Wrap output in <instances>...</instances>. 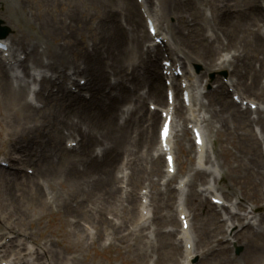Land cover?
<instances>
[{"label":"rangeland","instance_id":"1","mask_svg":"<svg viewBox=\"0 0 264 264\" xmlns=\"http://www.w3.org/2000/svg\"><path fill=\"white\" fill-rule=\"evenodd\" d=\"M0 1L2 25L12 28L6 38L8 47L19 58L7 64L0 54V234L10 243L9 253H25L26 246L34 251L45 247L41 254H26L29 264H73L77 255L82 264H182L185 252L179 238L180 191L176 185L181 177L189 179L197 166L192 123L175 118L173 124L186 128L187 139L182 131L176 132L174 139L180 137L174 148L176 171L166 181H162L166 171L163 155L162 164L155 158L150 161L147 153L146 160L137 158L139 148L149 140V102H156L146 95L145 65L151 64L149 68L160 76L161 61L170 52L184 69L191 67L200 77L206 105L208 93L218 89L219 82L224 91L217 93L219 106L234 102L233 92L257 105L243 104V110L237 112L229 104L228 110L234 113L225 117L224 126L215 123L214 133L218 131L220 138L213 142V133L204 127L205 142L209 149L212 144L219 161L230 157L222 152V145L227 144V152L244 159L245 171L257 173L249 181L229 175L214 180L207 172L187 184L183 203L199 255L194 264H264V254L253 241L257 226L246 217L251 210L253 220L264 215V196L255 199L253 195L257 188L264 189L258 178L264 169L256 156V150L264 146V127L249 121L264 105V22L249 10L264 12V0H256V7L249 6L250 0H194L200 17L205 16L206 34L223 41L226 46L221 51L231 49L230 53L242 58L244 63L238 61L236 75L230 65L229 72L208 69L193 56L184 57L193 49L192 41L184 39L189 37L186 33L176 31L181 25L178 14L168 13L165 4L160 10L163 0H146L152 14L160 16V26L172 46L171 52L169 45H157L155 59H150L153 52L147 47L153 37L148 35L136 0ZM13 4H18L23 16L19 21L8 18ZM78 65L98 75L97 87L87 86L85 74L74 73L73 67ZM15 69L21 74L17 83L46 87L57 94L34 92L37 106L21 107L8 91ZM35 70L47 72L51 81L42 84L34 78ZM235 80L236 85L230 86ZM160 82L165 102L162 77L156 84ZM178 98L183 105L180 91ZM154 111L160 118V110ZM120 126L126 130L125 140L124 136L115 139V129ZM69 139L73 146L66 144ZM206 164L211 165V160ZM217 168L223 171L221 166ZM209 183L213 193L232 204L235 232L227 230L222 219L229 206L216 205L202 190ZM144 197L148 215L141 211ZM217 221L221 230L214 228ZM10 231L15 233L7 238ZM85 232H91L93 238ZM233 242L242 246L238 255ZM78 243L83 244L81 252L75 250Z\"/></svg>","mask_w":264,"mask_h":264},{"label":"bare ground","instance_id":"2","mask_svg":"<svg viewBox=\"0 0 264 264\" xmlns=\"http://www.w3.org/2000/svg\"><path fill=\"white\" fill-rule=\"evenodd\" d=\"M154 2L158 3L157 0H155ZM163 2L159 3L160 10L162 11L163 9L162 7H164V4H165L167 10L169 11L168 13L173 12V13L178 14L181 17V25L180 23L177 25L176 31L179 33H186L187 35H189V37H184V39L186 41H189V40L192 41L191 45L193 46V49L192 48L188 49L184 57L187 58V57L193 56L195 60H199L200 62H202V64L205 67H208V69H211L209 67H215V70L227 69V71L229 72L230 68L227 66L230 65L232 66L231 72L234 75H236V72L238 69L237 68L238 61H240L241 64L244 63L242 62V58L240 56L235 57L234 53H230L231 49L227 50L226 54L220 55L222 48H224L226 45L223 43V41L218 36H210L206 34L205 29H204L205 16L203 15L200 17L201 14L199 13L198 7L195 4L194 0H163ZM249 2H250L249 6L256 7L255 6L257 4L256 0H250ZM141 7L143 8V12L147 14L148 16H151L156 23L157 32L155 33V37L161 35L163 39H165L166 34L160 31L162 30V27L160 26V16H157V13L152 14L151 9L148 7L146 3V0H141ZM8 10L11 11L9 13V16H10L8 17L9 19L13 21L15 20L19 21L23 18V16L20 14L18 4H13L12 7L9 6ZM249 13H251V15L255 19L258 20L260 18L264 22V12L260 10L250 9ZM216 16L219 17V15H216ZM145 36L147 37V35ZM171 39H173L172 36H171ZM195 41H197L198 44ZM137 44L138 45L141 44V40L138 38H137ZM167 44L170 46L171 52H172V46L171 44H169V41H167ZM156 45L157 44L154 42L147 44L148 49L151 52H153V55L152 57H150V59L157 58L159 54V48ZM2 59L5 62H11L12 60L13 62H15L16 60H18V58H15L14 56H12V53L11 55H9V52L3 53ZM150 59L147 55V60H150ZM176 60H174V62ZM32 62L33 64L36 63L35 55H33ZM174 62L172 64H174ZM150 65L151 64H148V63L145 65L146 67L145 77H146V82L148 83V90L146 92V95L148 94L155 101H157V104L159 106H162L161 111H169L170 108L172 109L171 133L167 141L169 149L174 152V148L176 144L178 143V140L180 139V137L177 138L178 136L174 139V137L177 135L176 132L182 131L184 134V137L187 139L185 127L180 128V125L178 123L175 126H173V122L175 121L173 120L174 117L177 119L178 122L180 120H183L184 118H187L189 123H192V128L197 127L201 130V133H202L201 134L202 144L201 145L195 144V148H196L195 155H196L197 166L196 168H194L193 173L191 174V177L189 179L185 177H181L176 185L178 187V190L180 191V196L178 198V206H177L178 216L180 214H184L186 217H188V214H186L187 211L183 203L184 202L183 197L187 190L186 188L187 184L191 180L196 179V178H202L204 174H206L207 172H210L214 176L213 177L214 180H216V177L226 178L227 175H229L231 178H236V179L243 178V179H248L250 181V177H252L253 174L257 173L255 171L253 172L245 171L244 159L241 157L240 154L236 152H233V151H231L230 153L227 152V147H228L227 144L222 145V152L226 155H229L230 157L228 158L227 156L223 158L222 161H219L217 153L216 152L214 153L212 144H211V148L209 149L205 142V138H204V127H205L210 133H213L214 138L212 142L214 140L219 139L220 137L218 136V131L214 133V130H215L214 128L216 127L215 123H218L219 127L224 126L225 117H227V115H232L234 111L238 112V110L241 109V106L239 105L237 106L235 105V103L228 102L233 107L234 111L228 110L229 104L224 107L219 106L218 102H220V98L219 96H217L218 91L216 89L208 93L210 99L208 101V104L206 105V100H204L206 95L205 94L203 95L205 90L202 86V83L200 82V77L195 75L191 67H189L187 70L185 69V72L182 75V77L185 78L184 81L187 83L185 89H188L190 92L189 104L187 106L185 104L184 105L180 104L179 99L175 95L179 91V88H174V86L168 87L174 91V102L171 105L167 104L164 102L161 96V93H160V90L162 89L161 82L159 84H156L157 82H159V78H160L159 73L155 71V68L152 71L151 68H149ZM63 67L64 65L62 64L61 69ZM73 71L75 74L77 72H81L85 74V76L87 77V84H88L87 86H91V85H95L96 87L98 86V83L95 82L98 75L95 74L92 70L88 71L86 68L84 67L80 68V66L78 65L76 67H73ZM34 74H35L34 78L40 79L42 84L47 83L49 80L51 81L49 74L47 72H40L39 70H35ZM20 76H21L20 73L14 71L13 73L14 82L13 81L11 82L8 88V91H9V94H11L12 98L17 103H19L21 107L23 108L27 107L29 109V107L32 106V102L34 101L33 92L37 93V95L42 94L43 92H46L47 95L54 94V93L57 94V91L54 92L51 89H48L46 87L42 88L40 86V88H36V87L33 88V87H29V85L28 84L26 85L25 83H20V82L17 83L16 81ZM234 83L235 81H233V83L232 81L230 82L231 85ZM262 85L264 86V84ZM217 87L220 88L221 90L223 86L220 83L218 84ZM56 90H63V89H61L60 87H56ZM182 90L183 88H181V91ZM63 91L66 94H69L65 89ZM25 92H28L27 96L29 97L28 99L30 100V104L27 102ZM75 98H79V97L76 96ZM150 103L155 104L154 102H150ZM251 103H255V102L253 100H250L249 105ZM34 106H37V104H34ZM182 108L185 111H183ZM180 110L183 111V114L180 113ZM148 113H149L148 118L146 116V122H147L146 136L149 135V140H146V142L143 145H141V147L139 148V155L137 158L138 160H141L142 158L146 160L147 159L146 153H147L150 161L155 158L160 164H162L161 154H165V152L162 150V147L160 145V138H159L158 131L155 129V125L158 123V121H160L161 123L163 118L159 119L156 111H148ZM184 113H185V116H184ZM256 113H257L256 116L251 117L249 121L250 123H259L261 125L260 127L263 128L264 127V105H261ZM248 116H250V112ZM115 131L117 133L115 137L116 140H120L121 137L123 138L124 133L126 132L125 129H121V126L119 129L117 130L115 129ZM156 132L158 136H156ZM125 138H126V135L124 136V140ZM194 138L195 137L193 135V141H194ZM68 141H71V140L69 139ZM120 143L124 144V142H121V141ZM151 147L153 148L152 151H151ZM263 147L260 146L256 150V156H257L258 161H260L264 169V148ZM177 148H178V145H177ZM211 155H212V158L210 159ZM210 160L212 164L207 165L206 163ZM174 166L176 165L174 164ZM217 166H221V168H223V171L219 172ZM258 174L260 175L258 176L259 182L264 183V172L263 173L258 172ZM169 177H170V172H168L167 165H166V171L164 173V178L162 179V181L163 182L166 181L167 179H169ZM202 190L205 191L206 194H210V198H212V196H215L220 199H223L221 196L213 193L215 190L211 183L202 187ZM253 195L256 196L255 199H260L261 197L264 196V189L257 188V190L253 193ZM222 201L224 202V200ZM223 202L221 205L224 204ZM143 207L145 206L143 205ZM234 212L235 211L233 209V206L232 204H230L229 210L226 213H224L226 214V216L223 215V218H222L226 224V229L227 230L230 229L231 232L236 226L235 223L232 222V218H234V214H235ZM251 212L253 211L252 210L249 211L246 214V217L250 218L248 221L249 224L253 223V224H256L257 226L255 229V232H253L254 238H255L253 239V241L255 242L257 247L260 249L259 250L260 254H264V227L261 226V224L264 222V215L263 216L260 215L255 220H253L251 218H254L255 216L250 215ZM235 218L238 219L239 217H235ZM217 223L218 224H215L214 226L215 230H219V229L221 230V225L219 224V221H217ZM253 227L254 226H251V228ZM235 231L236 229L233 230V232ZM11 233H15V231L6 232L7 234L6 237H11ZM85 234L89 238H93L91 232H85ZM179 238L184 242V247H185L184 248L185 257L182 260V264H191L190 259L192 258V256H194L197 253L194 249L192 237L189 234V228L180 229ZM8 244L9 242L7 240L2 241L0 239V264H2L3 262H5L6 264H26V263L28 264L29 261H26V258H24L26 254L32 255L34 252L37 254H40V251L44 252L45 250V247H43L41 248V250L37 249L36 251H34L32 250V248L27 246L26 253L22 254L18 252L17 256H15V254L13 253L9 254L7 250L5 249L7 248ZM187 244H189V246H187ZM83 248H84L83 244L78 243L75 247V250L76 252H81ZM81 261L82 260L78 258V255H77L75 257V262L73 264H82Z\"/></svg>","mask_w":264,"mask_h":264},{"label":"water","instance_id":"3","mask_svg":"<svg viewBox=\"0 0 264 264\" xmlns=\"http://www.w3.org/2000/svg\"><path fill=\"white\" fill-rule=\"evenodd\" d=\"M7 33H8V31L2 32V33H0V36H5Z\"/></svg>","mask_w":264,"mask_h":264}]
</instances>
